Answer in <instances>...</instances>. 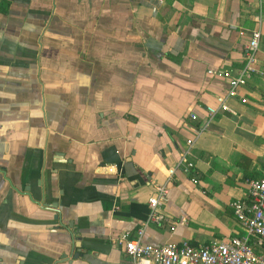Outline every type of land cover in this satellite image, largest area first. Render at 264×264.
<instances>
[{"label": "crops", "instance_id": "1", "mask_svg": "<svg viewBox=\"0 0 264 264\" xmlns=\"http://www.w3.org/2000/svg\"><path fill=\"white\" fill-rule=\"evenodd\" d=\"M255 29L247 102L227 97L168 180L227 92L207 70L236 73ZM259 71L264 0H0V264H133L119 239L163 183L144 243L240 235L229 203L264 173Z\"/></svg>", "mask_w": 264, "mask_h": 264}, {"label": "built area", "instance_id": "2", "mask_svg": "<svg viewBox=\"0 0 264 264\" xmlns=\"http://www.w3.org/2000/svg\"><path fill=\"white\" fill-rule=\"evenodd\" d=\"M260 38V31L252 30L245 45L243 65L236 73L225 68L207 70L209 75L223 78L227 82V92L225 96L218 97L219 106L208 107L207 117L193 128L192 136L187 139L186 147L181 152L176 165L168 168V180L177 169L187 174L194 171V163L189 158L194 141L207 129L219 109L234 113L225 102L227 97L239 96L242 103L247 102V98L240 95L239 90L246 84L248 77L256 72L254 63ZM258 74L263 75L264 72L259 71ZM190 118L196 120L197 116L191 113ZM190 179L193 183L198 181L197 176L193 174ZM247 183V196L234 199L229 203L233 216L242 229L240 235L222 239L214 238L200 244H193L186 240L159 245L144 243L141 236L147 223L160 224L165 220L160 207L167 199L169 188L167 183H163L156 185L155 193L149 197V214L146 222L137 229V235L130 237L129 234H125L119 239V244L133 264H264V173L259 178L249 179Z\"/></svg>", "mask_w": 264, "mask_h": 264}, {"label": "water", "instance_id": "3", "mask_svg": "<svg viewBox=\"0 0 264 264\" xmlns=\"http://www.w3.org/2000/svg\"><path fill=\"white\" fill-rule=\"evenodd\" d=\"M77 241H75V246L77 247V251L74 253V257H78L80 255V253H82L85 249L82 248L81 246V242H80V237L77 236L76 238Z\"/></svg>", "mask_w": 264, "mask_h": 264}, {"label": "trees", "instance_id": "4", "mask_svg": "<svg viewBox=\"0 0 264 264\" xmlns=\"http://www.w3.org/2000/svg\"><path fill=\"white\" fill-rule=\"evenodd\" d=\"M3 9V7H1Z\"/></svg>", "mask_w": 264, "mask_h": 264}]
</instances>
